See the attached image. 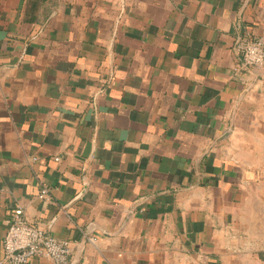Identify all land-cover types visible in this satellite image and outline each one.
<instances>
[{"label":"crops","instance_id":"0c3cea01","mask_svg":"<svg viewBox=\"0 0 264 264\" xmlns=\"http://www.w3.org/2000/svg\"><path fill=\"white\" fill-rule=\"evenodd\" d=\"M242 32L264 0H0V264L14 208L70 264H224L207 194L264 183Z\"/></svg>","mask_w":264,"mask_h":264},{"label":"built area","instance_id":"2783aa9c","mask_svg":"<svg viewBox=\"0 0 264 264\" xmlns=\"http://www.w3.org/2000/svg\"><path fill=\"white\" fill-rule=\"evenodd\" d=\"M233 50L238 55L237 71L264 67V37L249 32L237 34ZM48 194L43 190L40 199ZM9 226L3 239L2 264H33L49 260L53 264H70L73 245L69 241L50 237L36 224L27 220L22 208L9 211Z\"/></svg>","mask_w":264,"mask_h":264},{"label":"rangeland","instance_id":"374dc122","mask_svg":"<svg viewBox=\"0 0 264 264\" xmlns=\"http://www.w3.org/2000/svg\"><path fill=\"white\" fill-rule=\"evenodd\" d=\"M229 154H232L231 148ZM239 154L247 159L249 152ZM248 189L249 196L243 198L241 204L230 206L234 217L227 218H224L226 213H215L221 206H225L220 200L224 196L223 191L207 194L211 201L214 225L220 227L216 238L221 242L218 251L225 259L224 264H264V183L261 180L258 183L251 182Z\"/></svg>","mask_w":264,"mask_h":264},{"label":"trees","instance_id":"16d2710c","mask_svg":"<svg viewBox=\"0 0 264 264\" xmlns=\"http://www.w3.org/2000/svg\"><path fill=\"white\" fill-rule=\"evenodd\" d=\"M242 33H244V32H242Z\"/></svg>","mask_w":264,"mask_h":264}]
</instances>
